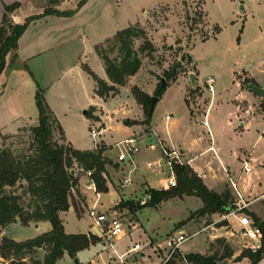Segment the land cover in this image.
<instances>
[{"label": "rangeland", "instance_id": "374dc122", "mask_svg": "<svg viewBox=\"0 0 264 264\" xmlns=\"http://www.w3.org/2000/svg\"><path fill=\"white\" fill-rule=\"evenodd\" d=\"M100 1L108 8L116 27L124 30L129 26L138 25L143 29L153 46V51L140 53L138 49L143 40H135L133 49L141 62L135 78L131 84L122 87L117 95L101 99L94 96V80L84 70L86 67L99 79L105 78L101 61L93 52L91 43L98 38L96 34L98 31H91V27L85 29L84 36L81 37L83 42L77 46L73 57L56 60L53 65L55 74L45 81L49 84L57 80L53 89L65 101V104L62 102L58 108L57 119L67 140L74 148L83 151L93 150L95 144L104 146V156L112 162H116L120 152L116 144L131 135L146 133L147 124L161 141H165L166 147L170 148V140L177 150L179 147L186 149L188 152L186 158L206 150L212 141L217 156L214 151H208L205 161L197 160L194 164L203 169L205 178L204 180L200 178L202 183L217 194L227 191L231 196L230 203L236 202V194L228 180L223 177L224 172L218 171L217 168L220 169L222 161L231 172L237 174L240 161L236 153L242 149L241 152H252L254 160L252 172L248 176L241 177V181L237 182V188L241 192L243 188L241 184L245 181L246 191L243 197L251 199L257 196L264 184L263 99L247 92L248 98L253 100L241 102L235 100L239 99L238 81L241 90L248 91L245 80L249 79H243L244 75L251 74L259 80H264V0ZM8 20L12 24H23L18 23L11 16H8ZM216 26L220 29L217 34H215ZM103 34H107L110 40L115 35L111 28L103 31ZM75 43L77 42L71 45ZM169 47L172 49L170 50ZM117 48V44L113 41L101 45L102 51L111 59L118 55ZM81 52H84V58L78 63ZM178 61L182 64L174 68ZM75 64L79 71L74 69ZM172 70L175 72V78L166 81L167 88L155 105L149 122L145 123L146 115L143 108L135 101L131 93L132 88L137 87L141 91L143 88L144 93H150L147 94L148 96H154L160 79L166 80L167 74ZM189 71H192L191 73L196 77L194 86L189 79L191 74ZM209 78L213 79L212 92H209L206 84ZM39 84V88L43 90L44 83L39 81ZM77 102L82 103L84 107L76 106ZM185 102L192 116L190 121ZM236 106L242 111L249 110V112L242 114ZM209 107L211 111L204 118ZM90 108L102 113L104 123L102 125L105 128L103 135L96 139H93L89 133L92 125L99 127L96 122L92 124L89 121L90 118H96L92 115L93 109ZM85 109H90L91 117H82L81 112ZM165 115L171 116L175 121V124L167 129L163 119ZM24 119L34 127L37 126V109L34 104L25 111ZM96 119L101 123L98 117ZM204 120L206 125L203 124ZM241 123H244L243 127H240ZM28 135L27 132L19 131L13 135H0V147L17 153L26 147ZM56 138L59 139L57 134ZM146 139L143 143L140 142L141 152L135 157L137 162L135 165L123 163L118 164L117 168H113L112 165L106 166L109 194L99 197L101 200L96 211L125 219L128 225L125 245L140 243L144 249L150 248L151 250L148 251L151 257L158 260L160 256L158 253H153V249L161 244L167 235L183 231L186 235H196L181 246L178 253L181 256H185L186 253L214 254L218 262L247 264L246 259L236 262L232 259L233 256L237 257L247 250L250 241L241 235L238 227L233 225V219L230 224L227 220L219 221L221 218L219 214L210 217L199 216L197 212L203 204L195 196L173 198L157 207H146L133 212L127 206L124 207L125 203L142 205L148 199L147 191L152 188L146 183H140V188L135 182L138 174L147 178L153 190H164L158 186L161 176L145 171L146 161L157 159V153L145 147L156 143L154 135L150 134ZM132 167L134 170L129 175L130 183L124 187L123 180L128 177V170ZM190 169L197 176L193 168ZM77 172L79 181L81 180L77 188L82 196L88 178L82 175L81 170L77 169ZM10 191L18 195L22 193V189L17 186ZM91 193L97 196L93 191ZM74 201L78 202L76 196ZM21 203L24 211H28L26 196L22 197ZM255 208L260 209L258 212L261 217H257L259 222H264V202L256 203L247 208L246 212L253 214ZM88 210L85 204V207L76 213L78 217L71 212L63 214L65 232H89L92 220ZM34 234L35 230L32 226H23L18 222L5 226L3 230V235L16 241L30 239ZM142 234L143 237H139ZM214 236L218 238L211 240ZM97 247L83 253L79 258L76 257L78 263L86 264L90 261L92 264H104L109 254L104 253L105 250L101 245ZM228 251L232 252V256L224 258ZM44 255L43 251H38L32 258L27 256L24 263L33 264L34 261H42ZM17 262L15 260L13 263ZM56 264H74V262L73 259L64 256ZM259 264H264V258Z\"/></svg>", "mask_w": 264, "mask_h": 264}, {"label": "trees", "instance_id": "16d2710c", "mask_svg": "<svg viewBox=\"0 0 264 264\" xmlns=\"http://www.w3.org/2000/svg\"><path fill=\"white\" fill-rule=\"evenodd\" d=\"M87 1L79 0L74 11L59 12L47 9L41 16L70 17ZM56 3L58 0L50 1L52 5ZM19 6L18 3L4 6L0 25V76L7 66V56L13 53L11 61L16 59L14 53L18 48L19 38L29 23L38 18V16L30 17L21 25L12 24L8 20V16ZM215 28V34H217L220 29L217 26ZM138 39L143 40L138 49L140 53L153 51L151 42L138 25L129 26L117 32L111 40L107 39L104 42L113 41L117 44L118 55L116 57L109 58L102 51V44L94 47L96 54L103 62L108 82L99 79L88 68L84 67V70L94 80V93L98 97L106 99L115 96L118 94L119 88L124 87L128 79L139 71L141 62L137 52L133 49V42ZM174 78L175 72L172 70L167 74L166 81ZM245 82L248 90V84L257 85L250 79ZM166 88L167 85L161 86L159 83L154 96L160 98ZM131 93L135 101L143 108L147 118L145 123H148L151 116L149 111L150 96L137 87H133ZM34 100L38 112V124L35 127L19 130V132L29 134L26 147L17 153L0 147V227L16 222L28 226L31 223L47 221L51 230L23 242L2 238L0 255L4 260L9 261V264H25V258L27 256L32 258L38 251H43L45 255L42 261H34L33 264H56L65 254L74 259L78 253L88 250L92 246L101 245L100 239L91 234H66L59 214L67 212L72 206L74 211L78 212L73 195L75 193L79 198L77 169L82 171V175H86L87 172L91 173L89 179L94 183L97 194H107L109 188L106 166H117L103 157L104 146H99L93 151H79L66 142L62 128L46 103L44 91L37 85ZM90 113L87 115L88 117H91ZM126 123L129 124V122ZM56 134L59 139L56 138ZM71 170H74L75 174H71ZM174 172L177 182L175 187L161 191L148 189V199L142 205L134 206L132 203H125L124 207L127 206L133 212L146 207H157L173 198L195 196L203 204L197 212L199 216L210 217L213 214L228 212L231 196L227 191L222 194L211 191L188 165H176ZM16 186L22 189V193L19 195L10 191ZM23 196L28 198V211L26 212L21 203ZM247 214L261 230V247L256 252H251L249 249L243 251L234 261L247 259L248 264H258L264 258V222H259V219L252 213ZM231 256L232 252L228 251L224 258ZM15 260L18 262L13 263ZM216 263L218 260L214 254L189 253L185 256L177 254L167 264Z\"/></svg>", "mask_w": 264, "mask_h": 264}, {"label": "crops", "instance_id": "0c3cea01", "mask_svg": "<svg viewBox=\"0 0 264 264\" xmlns=\"http://www.w3.org/2000/svg\"><path fill=\"white\" fill-rule=\"evenodd\" d=\"M50 1L51 0H0V25L2 23L4 6H9L14 3H18L20 6L10 16L15 18V20L18 21V23H21V22L24 23L26 19L30 17L38 16L36 20L29 23L27 29L22 34V36L19 38L18 48L16 52L14 53L16 55V59L14 61H11L13 53H10L7 56V66L0 76V135H13V134H16L19 130L34 127L33 125L29 124L24 119V115H25V111L30 108L31 104L35 105L34 96H35V91H36V85L38 87L40 86L39 81L40 82L42 81L44 83V86H43L44 87L43 89L44 98L50 110L53 112V114L55 115L57 119L58 108L62 104V102L63 104H65V101L60 95H57V91L53 89V86L57 83V80L51 83L49 82V84L45 82L47 81L49 76L51 77L53 74H55V69L53 68V65H55L56 60L58 59L63 60V59H68V58L70 59L73 57L75 50L77 49V46L81 44V42H83V40H81V37L84 36L85 29H87L88 27H91L90 28L91 31H94V32L98 31V33H96L98 34V38L92 40L91 42L93 45L92 47L93 52L95 53L97 57L98 55L96 54L94 47L96 45L104 43L107 39H110V37L107 36V34H103V31L110 29V28H111L112 33H115V34L121 31V29L116 27L115 24L113 23L114 19L112 20V18L110 17L109 10L106 7V5L100 0H88L79 10H77V12L74 15L70 17H57L53 15L41 16L44 13V11L47 9H52V10H56L59 12L74 11L76 10L77 4L79 2V0H58V3H56L55 5H52L50 4ZM47 5H51V7L48 8ZM73 42H77V43H75V45H71ZM83 58H84V52H81L78 56V61H79L78 63H80V61ZM100 61H101L102 68L105 74V78L102 80L108 82L103 62L101 59ZM74 69L78 70L77 64L74 65ZM191 72L192 71H189V73ZM135 75L128 79L126 85L131 84L132 80L135 78ZM245 78L253 80L257 84V86L261 88L264 87V80L262 79L259 80V78H256L255 76L251 74L244 75L243 79ZM93 84H94L93 94L94 96H97L94 93L95 91L94 81H93ZM121 88H119V90ZM237 88L239 89V91L237 92V96L239 97V99L235 101L241 102L242 100H246V101L253 100V99L248 98V93L250 94H253V93H251L250 90L248 91L241 90L239 81L237 82ZM142 91H144L143 88H142ZM145 93L150 95L149 92H145ZM184 101H185V98H184ZM76 106H78L79 108L84 107L83 104L80 102H77ZM185 106L188 112L187 114H189L188 120L190 121L192 119V116L190 114L189 108L186 105V102H185ZM236 107L238 111L242 114L249 112V110L242 111L240 110L238 106ZM90 109H93L92 115L96 118L98 117L101 120V123L96 118H92V119L90 118L89 121L90 123L96 122L97 125H99L101 129L103 130L102 132V135H103V133L105 132V128L103 126L104 123L102 122V113L97 111L95 108H90ZM90 109H85L83 111H88V114H89ZM210 111L211 110L209 107L207 111L205 112L206 115L204 116V118L207 117V114ZM82 112H81V115H82ZM87 115L86 116L82 115V117L87 118L88 117ZM249 115H251V113H249ZM165 116H169V115H165ZM165 116L163 117V119H164L165 126L167 129V127L174 125L175 121L171 116H169V119H165ZM208 118H209V115H208ZM37 119H38V112H37ZM147 126L148 127H146V129L152 130V133L150 134H153L154 136L158 137L156 133L154 132V130L149 126V124H147ZM243 126H244V123H241L240 127H243ZM242 131L243 129L241 128V132ZM63 133H64L66 142L69 143L73 147V145L67 140L64 130H63ZM150 134H148L146 137H142L140 142L143 143V141L147 140L146 138ZM163 143L166 145L164 140H163ZM169 143L171 145L170 148L176 149L172 146L173 142L169 140ZM97 147L98 145L95 144L93 147V150L96 149ZM210 148L213 149L214 153L217 156V152H216L217 150L213 147L212 141H210V145L206 150L202 151L198 155H194L193 157L186 158V155L188 153L187 150L182 147H179L178 149L183 155V160L188 161L189 162L188 166L192 167L193 170L196 172L197 176L203 180L205 178L203 169H201L199 166H197L194 163H196L197 160L205 161V155L208 151H210ZM76 150H79V149H76ZM93 150H84V151H93ZM79 151H83V150H79ZM154 151L157 153L156 157H158L159 156L158 149ZM241 151L242 149H239V153H236L240 161L239 168H240L241 161L243 159L251 158L252 161L254 160L252 158V152H246V151L241 152ZM103 157H106L104 156V153H103ZM112 163L118 166V163L116 162H112ZM117 166L114 167L112 165L113 168H117ZM133 170H134L133 167L128 170V177L125 179H129V182L126 184H122L124 187H126V185L130 183L129 175L133 172ZM217 170L220 172L221 171L224 172L225 175L223 177L226 178L227 180L229 176L234 177L235 175L237 176L239 173V171L237 174H235V172H231L229 167L227 168L226 164H224L222 161L220 162V169L217 168ZM145 171L147 170L145 169ZM147 172L149 174H157L161 176V179H159V185H158L161 187V183L163 182L162 180L164 176L159 173H155V172L154 173L150 171H147ZM73 174H75V172ZM78 174L79 173L77 172V175ZM241 177L243 176H240L237 182L241 181L242 179ZM79 182H81V180ZM135 182L136 184H139V187H140V183H146L150 188L153 189V187H151L148 184V180L145 176H140L138 174L137 177L135 178ZM244 182L241 184L243 188L241 191L242 193L240 192V194L242 196H244V193L246 191V184ZM91 192L89 190L84 189L82 192L83 193L82 196L80 195V192H78L79 198L75 193L73 194L74 196L77 197V200H78V202L74 201V204L77 206L78 211H81L85 207V204L89 209H91L94 206L97 207L98 203L101 200V198L99 197L106 196L109 194V193L96 194L97 196L95 197ZM90 201L91 203L89 204ZM255 204L256 203L250 205L249 207L254 206ZM258 210L260 209L256 210L255 208L253 214L256 217L260 218L261 216L259 215ZM69 212L77 216L72 206L67 212H62L59 214V218L61 219L62 224L64 222V220L62 219V215L65 213H69ZM231 219H233L232 220L234 223L233 225L238 227L236 219L232 217H228L227 221L230 224H232L230 222ZM30 226H32L35 230L34 237L32 238H35L36 236H39L51 230V226L49 222L47 221L31 223L28 225V227ZM63 228H64V225H63ZM3 230H4V227L1 228L2 238L6 237L5 235H3ZM88 233L89 232L87 233H66V234H88ZM143 235L144 234L139 235V237H143ZM217 238L218 237L214 236V237H211V240H216ZM125 240H126L125 238L122 240V244L126 243ZM16 242H23V241H16ZM96 248H98L97 245L92 246L88 250H84L78 253L77 257L79 258V256L82 255L83 253L88 252L90 249H96ZM186 254H189V253H186ZM64 256H67V255L65 254ZM235 257L236 255L233 256V259ZM233 259L232 261L236 262ZM248 263L249 261L247 260V264ZM86 264H92V263L89 261ZM217 264H226V261L218 262Z\"/></svg>", "mask_w": 264, "mask_h": 264}, {"label": "built area", "instance_id": "2783aa9c", "mask_svg": "<svg viewBox=\"0 0 264 264\" xmlns=\"http://www.w3.org/2000/svg\"><path fill=\"white\" fill-rule=\"evenodd\" d=\"M206 84L209 92H212L213 79H207ZM165 119H169V116H165ZM203 124L206 125L205 120L203 121ZM102 132L103 130L100 126L94 127L92 125L89 130L90 136L93 139L99 138L102 135ZM150 133H152V130L148 129L146 133L134 134L117 143L116 146L120 148V152L117 155L116 163L135 165V157L141 152L140 141L142 137H146ZM154 137L156 143L148 146L146 145L145 147L150 150L158 149L159 156L155 160H148L145 163V169L153 173L155 172L164 175L161 188L168 190L175 187L177 183L174 166L188 165L189 162L183 161V155L179 150L166 147L163 141L156 136ZM210 151H213V149L210 148ZM252 163L253 161L251 158L243 159L237 177H228V182L236 194V202L231 203L226 214H219L221 216L219 221L227 220L228 217L236 219L241 235L250 241L248 249L251 252H256L261 247L262 234L260 228L246 213V209L254 203L264 202V184L261 187L260 193L251 199H245L237 188L238 178L240 176H248L252 172ZM262 166L264 167V163ZM90 175V172L86 173L88 184L85 188L96 193L95 185L89 179ZM128 182L129 179H124L123 184ZM88 215L92 220L88 234L94 235L100 239L101 248L105 250L104 253L109 254V258L104 264H167L180 252L181 246L191 237L196 235H186L183 231L167 235L163 242L157 245L152 251L153 253H158L160 256L158 260L155 257H151V254L148 251L151 250L150 248L146 250L140 243L133 242L130 245L122 244V240L127 236L128 229L125 219L104 212H97L95 206L88 210ZM1 240L2 235L0 227V246ZM0 264L9 263L0 255Z\"/></svg>", "mask_w": 264, "mask_h": 264}, {"label": "water", "instance_id": "95a60500", "mask_svg": "<svg viewBox=\"0 0 264 264\" xmlns=\"http://www.w3.org/2000/svg\"><path fill=\"white\" fill-rule=\"evenodd\" d=\"M169 49L171 50L172 47H169ZM182 63L180 61H178L176 64H175V67L174 68H177L178 66H180ZM195 75L194 74H189V79L191 81V84L194 86V83H195ZM166 83V80L164 78H161L160 79V84L161 86H164ZM248 87H249V90L251 93H253L254 95L260 97L261 99H264V88H261L257 85H254L252 83L248 84ZM160 98L159 97H156V96H151L150 97V114H152L153 110H154V107L155 105L159 102ZM88 114V111H83L82 112V115L86 116ZM74 173V170H71V174ZM73 262L74 264H78V259L75 257L73 259Z\"/></svg>", "mask_w": 264, "mask_h": 264}]
</instances>
